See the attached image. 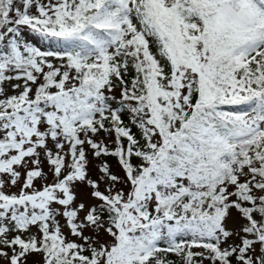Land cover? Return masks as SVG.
<instances>
[{"label":"snow or ice","instance_id":"1","mask_svg":"<svg viewBox=\"0 0 264 264\" xmlns=\"http://www.w3.org/2000/svg\"><path fill=\"white\" fill-rule=\"evenodd\" d=\"M0 264H264V0H0Z\"/></svg>","mask_w":264,"mask_h":264}]
</instances>
